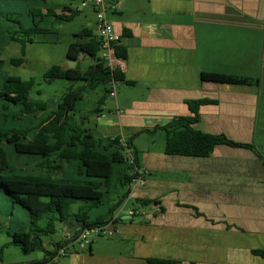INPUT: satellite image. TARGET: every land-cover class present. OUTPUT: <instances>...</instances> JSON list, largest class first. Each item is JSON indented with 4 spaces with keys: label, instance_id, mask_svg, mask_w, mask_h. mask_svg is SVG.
I'll list each match as a JSON object with an SVG mask.
<instances>
[{
    "label": "crops",
    "instance_id": "0c3cea01",
    "mask_svg": "<svg viewBox=\"0 0 264 264\" xmlns=\"http://www.w3.org/2000/svg\"><path fill=\"white\" fill-rule=\"evenodd\" d=\"M110 1L119 4L107 18L125 50L120 64L129 84L116 86L114 97L107 96L110 101L105 97L94 126L103 136L132 139L138 163L149 174L144 186L131 187L127 197L144 215L120 214L123 220L110 226L108 236L117 234L129 243L127 256L95 253L91 242L85 250L74 247L66 264H146L148 258L264 264V256L253 253L264 251L262 155L255 148L228 145L216 146L207 157L167 155L160 129L196 113L192 127L206 134L252 145L257 133L264 134V0ZM69 5L63 6L72 9ZM86 9L83 16L91 17V27L78 33L94 30V14ZM203 73L247 82L203 81ZM158 131L161 149L152 140ZM143 135L151 142L135 145ZM137 200L153 203L145 209ZM59 227L62 237L49 252L77 225Z\"/></svg>",
    "mask_w": 264,
    "mask_h": 264
},
{
    "label": "trees",
    "instance_id": "16d2710c",
    "mask_svg": "<svg viewBox=\"0 0 264 264\" xmlns=\"http://www.w3.org/2000/svg\"><path fill=\"white\" fill-rule=\"evenodd\" d=\"M10 1L12 3L0 0V50L10 41L32 42L31 35L42 32L39 24L46 17H53V22H67L79 13L66 6L53 5L43 6L44 13L29 10L23 15L18 13L20 11H7L13 9L11 6L14 11L19 6L13 3L14 0ZM57 9L61 13H56ZM75 38L67 49L66 59L76 60L79 53H83L95 61L85 68L64 70L52 66L45 72L43 79L46 82L65 79L81 83L54 101L52 109L47 102L30 98L36 87L32 78L6 76L0 84V188L27 212L26 220L18 224L17 230L8 232L10 244L19 246L25 254L45 251L46 263L55 254V249L47 251L42 236L54 233L59 224L75 223L77 228L70 235L75 238L81 230L118 223L119 218H112L121 208L122 198L113 200L111 196L122 186L130 191L132 167L125 158L126 149L132 150L135 165L140 166L131 138L123 139L122 145L120 135L95 137L89 130L96 129V126H87L88 117H76V112L80 111L77 104L91 93L103 92L90 111V115L99 116L112 84L129 83L121 70L110 69L98 57L100 43L90 28H83ZM114 53L116 58L124 60L123 47L115 46ZM202 80L227 84L247 82L245 78L217 73H203ZM42 113H46L45 117ZM197 120L195 113L193 117L177 118L160 127L165 133V154L207 157L218 145L254 150L252 144L195 130L192 124ZM69 165L76 166L77 178L66 177ZM137 202L142 206L153 203L148 200ZM65 243L63 240L55 247ZM253 253L264 256V251ZM146 264L175 263L148 258Z\"/></svg>",
    "mask_w": 264,
    "mask_h": 264
},
{
    "label": "rangeland",
    "instance_id": "374dc122",
    "mask_svg": "<svg viewBox=\"0 0 264 264\" xmlns=\"http://www.w3.org/2000/svg\"><path fill=\"white\" fill-rule=\"evenodd\" d=\"M4 0H2L3 2ZM12 3L10 0H7ZM14 0L13 3H18L19 6L14 11L13 9L7 10L10 12H18L19 14L27 15L29 10H40L57 5H69L73 10H78L79 13L72 21H57L53 22V17H46L43 23L39 24L41 33L31 35L33 41H25L23 43L17 41H10L0 50V84L6 76H18L22 79L32 78L36 87L32 90L30 98L38 102H47L49 108L54 107L53 103L59 99L69 89H74L80 82L68 81L65 79H57L51 82H46L43 79L45 72L52 66L62 67L66 62V52L69 45L76 41L75 35L82 27H91V17H84L83 14L87 9L80 7L81 0ZM14 4V5H15ZM16 7V6H15ZM18 9V10H17ZM29 16V15H28ZM38 19L37 17L35 20ZM21 38V35H19ZM100 54L98 55V57ZM95 59L87 58L82 59L80 67L85 68L93 64ZM39 92V93H38ZM119 92V88H116ZM38 93V94H37ZM100 95V92L91 93L84 101L77 104L76 117H88L89 122L87 126L93 128L95 122V115H90V108L94 107L92 101ZM107 100L111 99L107 97ZM112 111L111 113H113ZM46 113H42L45 117ZM149 139L146 135L139 137L134 144L138 146L147 145ZM154 147L161 149L163 146V133L162 131L156 132L152 138ZM251 140V139H250ZM246 142V141H244ZM256 144V145H255ZM254 148L258 151L264 159V134L257 133L254 139ZM140 157V154H139ZM77 168L75 165H69L66 169V177L77 178ZM58 174V173H57ZM118 193L111 196V199L116 200L118 197L122 198L121 208L118 212L123 218H127V210L134 209V201L127 197L129 191L126 186L119 188ZM124 197V198H123ZM146 209L147 207L144 206ZM117 213V212H116ZM27 212L13 203V198L9 197L0 188V260L3 264H47L45 258L47 254L45 251L35 250L31 253L25 254L17 245L10 244L11 238L8 232L17 230L18 224L26 220ZM137 215L134 216V218ZM137 218V217H136ZM121 220H123L121 218ZM60 227L52 234L42 236V241L47 251L51 250L50 244L58 242L62 237ZM89 240L93 242V250L95 253L102 251L110 256L124 257L129 254L130 245L124 241L117 234L112 236L98 237L91 234ZM77 248V245L71 246L69 252L71 253ZM58 264H66V258H60Z\"/></svg>",
    "mask_w": 264,
    "mask_h": 264
},
{
    "label": "built area",
    "instance_id": "2783aa9c",
    "mask_svg": "<svg viewBox=\"0 0 264 264\" xmlns=\"http://www.w3.org/2000/svg\"><path fill=\"white\" fill-rule=\"evenodd\" d=\"M80 7L82 9L91 8L94 14V30L93 35L100 43L101 51L99 58L105 62V64L112 70L119 69L121 70L120 59L116 58L114 53V47L117 45L119 36L114 32L112 24L109 22L107 18V14L109 12H114L118 9L119 4L115 1L110 0H81ZM118 83L112 84V89L108 94L111 97H114V88L118 86ZM122 113V111H119ZM122 145H124V140L121 139L120 141ZM125 158L127 163L132 167L130 171L131 182L129 184V188L134 186H144L146 177L149 174V171L144 167L135 165L134 162V155L131 149H126L125 151ZM139 214L143 216V212H137L135 210L127 211L126 215L129 218L134 217L135 215ZM121 218L120 213L117 212L113 216V220ZM111 224L108 223L106 225H100L97 227H93L91 229H84L81 230L75 238H71V236H67L64 238L65 244L55 247V254L52 255L51 258L47 260V264H56V262L65 256H67L69 252V248L71 246L77 245L79 250H85L87 247L90 246L91 241L89 240V236L91 234L96 236H105L110 234L111 231Z\"/></svg>",
    "mask_w": 264,
    "mask_h": 264
},
{
    "label": "water",
    "instance_id": "95a60500",
    "mask_svg": "<svg viewBox=\"0 0 264 264\" xmlns=\"http://www.w3.org/2000/svg\"><path fill=\"white\" fill-rule=\"evenodd\" d=\"M89 58V56H84L83 53H79L78 57L76 60H69L66 59L65 64L62 66V68L64 70H68V69H79L80 68V62L82 61V59H87ZM89 132L94 135L95 137H101L103 136L102 133L100 131H98L97 129H90Z\"/></svg>",
    "mask_w": 264,
    "mask_h": 264
}]
</instances>
